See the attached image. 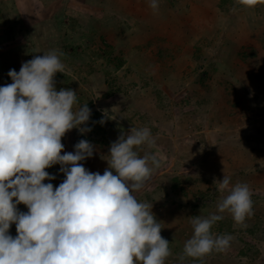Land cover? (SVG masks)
<instances>
[{"label":"rangeland","instance_id":"obj_1","mask_svg":"<svg viewBox=\"0 0 264 264\" xmlns=\"http://www.w3.org/2000/svg\"><path fill=\"white\" fill-rule=\"evenodd\" d=\"M51 1L56 12L44 17L27 10V0L19 11L2 0L0 48L5 57L10 47L9 56L22 62L60 45L69 55L55 87L76 91L74 110L87 104L92 130L66 132L61 154L85 139L95 146L93 156L78 163L103 174L121 130L147 127L154 144L136 150L141 157L155 154L159 167L133 195L152 203L160 235L169 241L165 264H264V3L157 0L153 10L151 0ZM46 23L50 36L42 32ZM10 83L0 72V86ZM59 168H46L56 179L43 183L55 189L63 182ZM224 175L229 188L249 186L254 214L241 225L223 213L211 233L232 237L227 250L181 261L193 216L215 213L228 194L218 190ZM17 209L28 211L22 203ZM8 231L17 235L14 223Z\"/></svg>","mask_w":264,"mask_h":264},{"label":"clouds","instance_id":"obj_2","mask_svg":"<svg viewBox=\"0 0 264 264\" xmlns=\"http://www.w3.org/2000/svg\"><path fill=\"white\" fill-rule=\"evenodd\" d=\"M237 2L252 8L264 0ZM150 7L156 10L157 0ZM57 72L63 73L64 65L52 51L23 62L19 72L10 69L12 83L0 86V264H165L169 241L160 235L152 203L138 202L133 195L159 167L155 154L141 157L136 150L154 144L150 129L121 130L110 144L103 174L90 172L78 162L93 156L91 142L81 139L74 152L61 154L66 132L92 129L87 104L74 110L76 91L56 90ZM56 164L65 178L54 189L43 181L56 179L45 171ZM230 179L224 175L219 182L218 190L228 194L216 212L193 216V235L181 261L227 250L232 237L211 233L223 213L241 225L254 214L249 186L229 188ZM21 203L27 212L17 209ZM13 223L15 237L8 231Z\"/></svg>","mask_w":264,"mask_h":264},{"label":"crops","instance_id":"obj_3","mask_svg":"<svg viewBox=\"0 0 264 264\" xmlns=\"http://www.w3.org/2000/svg\"><path fill=\"white\" fill-rule=\"evenodd\" d=\"M9 1H11V7L9 8V9H11V10H15V11H19L21 8H20V6H21V0H9ZM50 1V3L49 4H47L48 2ZM112 1H115V0H112ZM38 2L40 3V4H38ZM28 3L32 6V8L31 7H29V5H28ZM2 5V0H0V6ZM33 7H34V9H33ZM2 8H4V7H2ZM27 10H31V9H33V11H36L35 10V8L37 9V11H43V16L45 17H48V15L50 16V17H52L51 15H52V13H55L56 11L54 10V6H52V1L51 0H27ZM0 10H2V9H0ZM44 11H46V14L44 13ZM20 12H22V11H20ZM60 16H61V14L59 15V20H62L61 18H60ZM134 16H136V15H134ZM48 25H51V20H48ZM5 24V26H7V24L6 23H4ZM1 26H2V24H1ZM46 26H47V23L46 24H44L43 25V30H42V32L43 33H47V34H45V36H48L49 34L51 35V30H50V32H47L46 31ZM1 28V27H0ZM1 32V31H0ZM49 35V36H50ZM45 36H43V37H45ZM58 44L59 43H57V46H58ZM59 48V50H57L56 51V53L59 55V58H60V60H61V62L63 63L64 62V60H65V58H69V55L67 56V52H65L64 51V48L63 47H61V45L60 46H58ZM10 47H7L6 49H5V57H3L2 56V54H1V52L3 51V49H1L0 48V59H2L3 61H0V72H4L5 74H6V72L8 73L9 72V70H10V66H9V64L11 65L12 64V66L13 67H15L16 65H21L23 62L21 61V60H17V58H15L14 56L13 57H10L9 56V51H10V49H9ZM9 49V50H8ZM26 61H27V59H26ZM17 67H19L20 68V66H17ZM18 72V71H17ZM57 74H58V72H57Z\"/></svg>","mask_w":264,"mask_h":264},{"label":"trees","instance_id":"obj_4","mask_svg":"<svg viewBox=\"0 0 264 264\" xmlns=\"http://www.w3.org/2000/svg\"><path fill=\"white\" fill-rule=\"evenodd\" d=\"M63 77V76H62Z\"/></svg>","mask_w":264,"mask_h":264}]
</instances>
